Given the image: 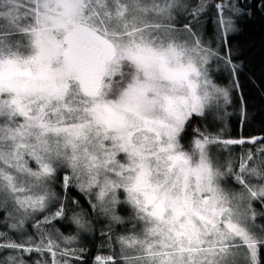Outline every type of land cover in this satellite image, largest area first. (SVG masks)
Masks as SVG:
<instances>
[{"label": "snow or ice", "instance_id": "snow-or-ice-1", "mask_svg": "<svg viewBox=\"0 0 264 264\" xmlns=\"http://www.w3.org/2000/svg\"><path fill=\"white\" fill-rule=\"evenodd\" d=\"M257 3L264 14V0L212 5L213 48L198 31L206 0L191 11L180 0H0V223L22 233L28 217L59 201L52 185L64 170L63 190L76 187L109 227L125 222L117 205L132 208L139 234L121 237V251L140 255L122 256L125 264H262L264 231L251 222L253 205L264 209V184L244 178L260 173L246 162L238 174L221 171L210 147L245 141L194 128L191 148L180 142L214 104L230 103L229 90L209 76L213 60L241 87L246 66L234 63L243 54L234 55L231 37ZM230 174L240 193L222 186ZM64 216L60 203L35 226ZM71 221L88 227L78 213ZM53 245L47 239L44 250L54 257ZM6 250L42 249L0 232ZM0 264L23 261L8 255Z\"/></svg>", "mask_w": 264, "mask_h": 264}, {"label": "rangeland", "instance_id": "rangeland-1", "mask_svg": "<svg viewBox=\"0 0 264 264\" xmlns=\"http://www.w3.org/2000/svg\"><path fill=\"white\" fill-rule=\"evenodd\" d=\"M211 1L212 0H206V5L208 6V3ZM180 2L187 6L188 11H191L199 6L201 0H180ZM224 2L227 3V0H224ZM233 2H235V0H233ZM215 19L216 17L214 8L212 7L207 10L206 7L205 12L201 15V24L198 28V31L204 36L205 40L213 48L219 47V40L218 38H216L215 32ZM239 30L233 33L232 37L236 36L239 33ZM223 54V50L221 49V55ZM236 54L237 53H234V55ZM234 63L236 62L234 61ZM209 76L212 79V82L217 87L229 90L230 103L224 104V102L220 100L218 101V107L215 104L213 105L212 109L207 113L206 118H204V121H208L209 129L204 128L203 132H206L213 137H218L220 140L245 141L242 144H231L227 146L223 144L211 145L210 147L216 165L221 169V171H227V169L230 167L233 174H238L240 173L241 163L246 162L248 169L255 168L257 172L260 173V175L245 174V180L252 185L264 184V179H262V176H264V142L257 137L248 139L241 137V133L245 128L247 118L244 124L245 118L244 116H242L243 106H241L240 104L239 89H233L232 78L230 77L229 72L225 69L222 61L213 60L211 62V64L209 65ZM240 119L242 121H240ZM250 123H253V120H251ZM237 127L240 129L239 132ZM187 128L182 134L180 141L185 150H189L191 148L192 142L196 138V135L194 133L192 134V132ZM237 132L239 133V135H237ZM235 135L237 136L233 138ZM244 144H255V146L246 147L244 148V151L236 150V146ZM249 155H251L252 157L251 160L248 159ZM30 166L33 168L36 167L34 163H31ZM63 171L64 170H61V172L58 173L60 179H58L56 183L52 185L53 190L60 197L59 201L50 204L48 209H46L44 212L38 213L32 217H28L25 220L24 230L22 233L13 231L10 228L5 227L3 223H0V228L2 230L1 232L6 233L7 238L19 243L22 240H26L31 237L33 243L39 245L42 250L39 252L32 251L30 253L23 252V254L14 253L11 250H6L1 252L0 258L8 255H17L19 260L23 261V264H45L44 262H46L47 260L49 261V264H76L72 259L75 256L74 252H81L86 250V248H81V245L85 246V240H89L91 238L92 227L90 221L87 219L89 216H87L85 213H83V211L77 209V207L71 204L70 200L66 202V200L64 199L65 197L62 195V192H64V190L61 183ZM222 186L233 193H240L242 191V186L236 182V180L234 179V175L232 174L228 175L224 179V181H222ZM57 188H59L60 190H57ZM120 199H124L123 194L120 195ZM60 203H63L65 205V213L69 216L70 220L74 214L78 213L83 216V220L86 222V224L88 222L90 223V228L87 227V229H79L74 223H72V221L71 224H65V232L62 230V228H57L53 222H51L50 224L40 223L39 227L37 228L35 226L37 221L42 222L45 216L51 217L58 210V208L55 210V206H60ZM253 207L257 212V217L255 221L251 222V227H253L257 232L264 231V209H262L259 204H254ZM130 208L131 207L127 204H119L116 206V214L123 218V220L125 221L124 223H134V221L131 219L133 216V210H130ZM119 209L120 213H118ZM126 210H128L129 212H126ZM2 212L4 211L0 210V213ZM5 216L6 213L2 217H0V221H3ZM93 216L97 223H104L102 227L103 229H112V232L109 233V240L113 241L112 243L114 244V248L118 250L117 255L119 259H121L122 256L135 258L140 255L136 247L125 248L122 252V245L120 243L121 237L138 235L139 229H137L135 232L133 231L132 227L127 229L120 227L119 230H114L116 227L115 224H111V226L109 227L110 221L107 218L102 215H98L96 211H94ZM8 222L11 223L12 221L9 220ZM45 225L48 226V228L44 227ZM44 232H47L50 235L62 234V232L68 233L66 235H62V242H59L58 238L53 239V251L55 252L54 257L51 252L44 250L43 248L45 247L47 241H45L46 238L40 236ZM68 237H75V239L69 241L68 239H66ZM40 238L44 239L45 244H41ZM107 248H109L108 245L104 247V249ZM68 251H71V253H67ZM24 256L29 257L30 260L25 259ZM98 257L101 258L99 262L97 261ZM107 257L113 256L108 253L97 255L96 263L105 264V260ZM241 262L242 258L238 259L237 264H241ZM108 264H111V262H108ZM123 264H125L124 261Z\"/></svg>", "mask_w": 264, "mask_h": 264}, {"label": "trees", "instance_id": "trees-1", "mask_svg": "<svg viewBox=\"0 0 264 264\" xmlns=\"http://www.w3.org/2000/svg\"><path fill=\"white\" fill-rule=\"evenodd\" d=\"M219 0H212L208 3L207 10L212 8V5L218 3ZM241 3L252 4L254 0H240ZM247 11L250 15L239 22V33L236 36L231 37L232 46L237 49V54L242 52V58L239 60H235L237 64L245 65L243 69V75L238 77L239 83L241 87L240 91V104L243 106L244 113V124L245 128L241 133V137L243 138H255L257 137L261 141L264 142V14L260 13V5L256 4V8H248ZM254 13V14H252ZM243 97V100H241ZM253 120V123L250 121ZM240 121H242L240 119ZM244 126V125H243ZM211 127V126H210ZM194 128H199L200 131L203 132L204 128H208V121H204L203 119H196L193 121L192 126L188 127L189 131L193 132ZM238 128V127H237ZM238 128V132H239ZM237 132V135L239 133ZM235 135L233 138H235ZM255 144L251 145H240L236 146L237 151H244L246 147H254ZM256 153V149H255ZM57 190H60L57 188ZM62 195L65 197L66 202L70 200V203L73 204L77 209L83 211L87 216V219L91 223V231L92 235L89 240H85V246L81 245V248H86L85 251L74 252L73 261L76 264H97L96 258L99 254L108 253L115 258L119 264H123V261L118 257V250L114 248L113 241L109 240V233L112 232V229H103V222L97 223L94 219L93 213L94 211L91 209L88 198H86L83 194H81L76 187H70L67 192H62ZM73 201H78L79 204L73 203ZM129 206V205H128ZM59 208V206H55V210ZM132 208H130L131 210ZM126 212H129L126 210ZM120 213V209L119 212ZM5 213H0V217H2ZM54 225L57 228H62L65 232V224H71V220L69 216L65 213L64 218L52 220ZM90 223H87L88 228H90ZM114 230H119L120 227L127 229L132 227V222H126L123 224H115ZM47 227L48 226H44ZM0 228V232H1ZM62 234H53L50 235L47 232H44L40 237L47 239H59V242H62V235H66L68 233ZM32 234V233H31ZM41 239V238H40ZM108 245L109 248L104 249V247ZM45 249V247H43ZM58 250V249H57ZM46 253V251H45ZM67 253H71L68 251ZM1 254V252H0ZM23 254V253H21ZM25 259L30 260L29 257L24 256ZM45 260V259H44ZM47 260L44 262L45 264H49ZM262 264H264V258H262Z\"/></svg>", "mask_w": 264, "mask_h": 264}]
</instances>
